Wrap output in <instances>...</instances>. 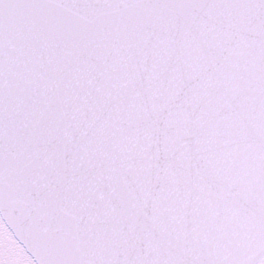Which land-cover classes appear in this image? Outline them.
Here are the masks:
<instances>
[{
  "label": "snow or ice",
  "instance_id": "obj_1",
  "mask_svg": "<svg viewBox=\"0 0 264 264\" xmlns=\"http://www.w3.org/2000/svg\"><path fill=\"white\" fill-rule=\"evenodd\" d=\"M0 264H264V0H0Z\"/></svg>",
  "mask_w": 264,
  "mask_h": 264
}]
</instances>
